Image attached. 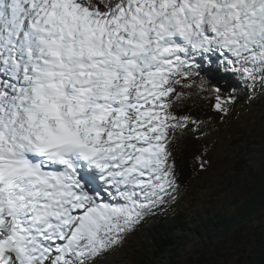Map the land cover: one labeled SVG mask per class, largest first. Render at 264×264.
<instances>
[{"label": "snow or ice", "instance_id": "snow-or-ice-1", "mask_svg": "<svg viewBox=\"0 0 264 264\" xmlns=\"http://www.w3.org/2000/svg\"><path fill=\"white\" fill-rule=\"evenodd\" d=\"M193 94L264 97V0H0V264H100L177 203Z\"/></svg>", "mask_w": 264, "mask_h": 264}, {"label": "trees", "instance_id": "trees-1", "mask_svg": "<svg viewBox=\"0 0 264 264\" xmlns=\"http://www.w3.org/2000/svg\"><path fill=\"white\" fill-rule=\"evenodd\" d=\"M216 75L218 78L212 76V82L227 83L230 80ZM231 80L233 85L237 83L234 79ZM226 90L231 91V88L226 87ZM206 102L193 94L176 110L189 114L193 111L202 113L212 110L211 105H205ZM238 107L244 110L235 113L227 123L219 119L214 125L210 122L204 123L201 126L203 135L199 132L195 135L192 132L177 133L179 139L175 156L180 180L192 181V175L197 178L204 174L198 169L197 174L193 172L198 167L196 156L207 147L210 157L213 151L217 154V166H223L224 162V171L228 169V164L234 162L232 170L222 176L224 184L216 186L219 184L217 178L216 182H211L210 187V181L205 180L200 188V192L205 194V202L199 203L197 198L193 205L187 206L197 214L195 218L187 210L175 208L176 206L161 211L160 213L171 216L165 222L167 226L154 222V228L145 234L136 231L132 235L131 243L126 242L123 248L117 250L118 256H112L113 264H264V233H260V230H264V145L259 147V142L253 137H245L240 141L234 134L253 130L260 135L263 132L264 97L259 98L253 105H247L241 94ZM257 120H263L260 130L253 129ZM239 172L245 173L251 182L257 184L259 190H255V198L247 197V192H243L244 181H238L239 178L235 177V173ZM186 185L189 186L188 182ZM231 188H236L237 191ZM222 199L227 200L223 207L219 204L220 201L223 202ZM230 199H234L233 205L230 204ZM215 202L220 208L214 205ZM222 212L227 215L220 216ZM173 214H178L179 217L174 219ZM210 226H214L212 233L206 235L207 230L211 229ZM243 232H247V236L242 235L239 239ZM232 234L234 237L230 239ZM197 235L202 238V247L185 248L190 246L188 240ZM207 247H210L208 251ZM124 251L125 254L122 255Z\"/></svg>", "mask_w": 264, "mask_h": 264}, {"label": "bare ground", "instance_id": "bare-ground-1", "mask_svg": "<svg viewBox=\"0 0 264 264\" xmlns=\"http://www.w3.org/2000/svg\"><path fill=\"white\" fill-rule=\"evenodd\" d=\"M213 74H214L215 77L218 78V76L216 75V73H213ZM236 85H237V83L234 84L233 86H236ZM237 90L239 91V88H237ZM242 97L245 98L243 96V94H242ZM199 98L202 101L205 100V102H206V99L201 98V96H199ZM208 102H210V101H208ZM248 116H251V115H248ZM258 123H259V120H257V122L253 126V128L254 127H258ZM258 130H259V127H258ZM251 133L253 134V130H252V132L247 131L245 133H234V134H235V138L237 137L240 141H243L245 139V137H250V138L253 137L254 138V136H251ZM231 135H233V133H231ZM211 155H212V157H214V160L212 161V165L213 166H217V164H218V163H216L217 154L215 153V151H213V153ZM237 160H238V157H237ZM233 163L234 162H232V163H230V164L227 165L228 169L232 170V165L234 166ZM197 169H198V167L195 169V171L193 173L197 174ZM215 170H216V168H215ZM177 172H178V170H177ZM207 173H208V171L206 173H204V174H201V176H199V178L198 177L195 178L194 175H192L193 176V178H192L193 180L192 181L189 180V181L182 182V180H180L181 181V184H182V194H181V197H180L179 201L177 203H175L174 205H172V206H176L175 208H178V209L187 210L188 211L187 213H189L190 215H192L194 218H195V216L197 217V214H195L194 212H192L193 209H189L188 208L189 206L193 205L194 201L196 200V199H193V198H196L197 197L198 200H199V203L200 202L201 203L202 202H205V199H206L205 194L200 192L201 191L200 188H202V185H203V183H205V180L208 179L210 181L209 186L211 187V182L212 183L213 182H216L217 181V178L219 179V176L222 179V176L225 175V171L223 169V173L220 174V175H218L217 172H216V180H212L208 176ZM178 175H179V172H178ZM187 182H188L189 186L186 185ZM183 191H185V192H183ZM188 199H191V200L188 202L187 201ZM182 200H184L183 203H182ZM221 202L222 201H220L219 204L221 205V207H223V204ZM215 206L217 208H220L219 206H217L216 202H215ZM173 217H174V219H177L179 216H178V214H173ZM169 218H171V216L169 214H167V213H160L159 212V213L151 216L150 218H148L147 222L144 223V224H142L140 226V228L138 229L139 231L138 230L137 231L140 232V233H142V234H145L146 232H148L149 230H151V229L154 228V226H153V223L154 222H155V224L159 223L162 226H167V225H165V222H167L168 221L167 219H169ZM145 228H147V229H145ZM132 240H133V237L131 236V237H129V239H128L127 242L128 243H131ZM130 245H134V244H130ZM124 254H125V251L122 252V255H124ZM112 256L114 258L117 257L118 256L117 251H115V252H113V253H111V254H109V255L101 258L100 264H105V261L107 262V264H113L112 261H111V260H113V257Z\"/></svg>", "mask_w": 264, "mask_h": 264}, {"label": "rangeland", "instance_id": "rangeland-1", "mask_svg": "<svg viewBox=\"0 0 264 264\" xmlns=\"http://www.w3.org/2000/svg\"><path fill=\"white\" fill-rule=\"evenodd\" d=\"M226 79H230V78H227V77H225ZM225 86H227V83H225L224 84ZM224 86V87H225ZM259 100V99H258ZM205 105H211L209 102H206L205 103ZM195 110H198V109H195ZM244 110V108H239V107H237L236 109H235V113H238V112H241V111H243ZM193 114H195V115H193ZM191 115L193 116V117H195V118H197L198 120H200V121H203V122H209V121H211L210 123H212L213 125L217 122V120L219 119L218 118V116H217V114L214 112V113H209V114H207V113H204V114H202V113H198V111H193L192 113H191ZM262 121L263 120H259V130H260V128H261V124H262ZM253 129H258V127H254ZM251 136H254V138L255 139H257L258 140V138H259V140H258V142H259V147H261V146H263L264 145V131L261 133L260 132V135L259 134H256V133H254L253 132V134L251 133ZM176 154H177V152H176ZM211 160L213 161L214 160V157H211ZM221 161V160H220ZM225 164H224V162H223V166H224ZM223 166H222V164L220 165V166H213L212 165V167H210V169L208 170V176L212 179V180H216V172H217V174L218 175H220V174H222L223 173ZM226 166V165H225ZM215 168H216V170H215ZM235 177L238 179L239 178V180L238 181H244V183H245V189H247V191L245 190V189H243V192H247V194H246V196L247 197H252V198H255L256 197V194H255V190H259L258 188H257V184L256 183H254V182H251L250 180H249V178H248V176H246V174L245 173H242V172H239V173H235ZM199 178V177H198ZM221 177L219 176V184L218 185H216V186H221V185H223L224 184V182L221 180ZM249 180V181H248ZM233 189H235L236 191H237V189L236 188H231V190H233ZM183 192H185V191H183ZM193 199H197V197L196 198H193ZM230 201H231V205H233L232 204V202H234V199H230ZM245 201H246V198H245ZM201 203V202H200ZM222 204H223V202H222ZM215 205V204H214ZM237 206H240L239 204L237 205ZM224 215H227V213H225V212H222L221 213V215L220 216H224ZM230 215V214H229ZM234 221V219H232V222ZM211 227V229L210 230H207V232H206V235H210L211 233H212V229H213V227L214 226H210ZM251 228H253V226L251 227ZM246 233L247 232H243V233H241L240 235H239V239H241V236L242 235H245V237L247 236L246 235ZM260 233H264V230H260ZM234 234H232L231 235V237H230V239L231 238H233L234 236H233ZM201 242H202V238L200 239V235H197V236H194V237H192L191 239H189L188 240V242L187 243H189L190 244V246H186L185 248H188V247H191V248H196L197 247V249H200V247H202V245H201ZM225 242H227V241H225ZM224 242V243H225ZM210 247H207V251H208V249H209Z\"/></svg>", "mask_w": 264, "mask_h": 264}]
</instances>
